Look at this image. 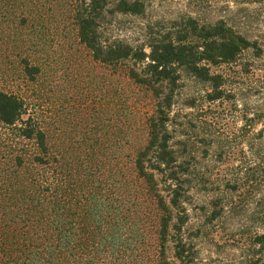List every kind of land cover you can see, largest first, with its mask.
<instances>
[{
    "label": "trees",
    "instance_id": "1",
    "mask_svg": "<svg viewBox=\"0 0 264 264\" xmlns=\"http://www.w3.org/2000/svg\"><path fill=\"white\" fill-rule=\"evenodd\" d=\"M149 1L20 0L26 50L19 60L20 76L13 77L6 59L0 60V264H198L184 229L189 223L186 202L201 176L197 155L185 144H174L175 92L184 71L209 84L208 101L221 102L230 95L228 82L211 66L236 63L251 48L261 55L262 49L224 19L202 22L191 15L148 25L146 40L138 44L111 34L115 18L142 15ZM46 3L65 6L77 42L93 60L120 67L154 99L144 137L115 168L107 165L99 142L90 144L89 154H72L70 142L58 148L50 123L38 113L39 88L34 86L44 70L31 55L41 43L38 11ZM256 116L264 120V111ZM263 134L264 128L258 132ZM228 145L222 137L215 140L216 160H222ZM241 179L234 172L224 187L237 191L245 184ZM215 193L211 218H219L225 207L224 196ZM149 218L151 256L143 247ZM252 245L262 257L264 233Z\"/></svg>",
    "mask_w": 264,
    "mask_h": 264
},
{
    "label": "rangeland",
    "instance_id": "2",
    "mask_svg": "<svg viewBox=\"0 0 264 264\" xmlns=\"http://www.w3.org/2000/svg\"><path fill=\"white\" fill-rule=\"evenodd\" d=\"M19 4L20 0H0V60L6 59L13 77L20 76L19 60L26 55ZM46 7L53 11L47 12ZM60 7L46 3L38 11L41 43L31 55L44 70L34 86L39 88L38 113L46 116L58 148L63 150V143L70 142L72 154H89L90 144L99 142L107 165L115 168L123 154L126 158L133 154L144 137L145 119L154 110V99L126 78L120 67L93 60L77 42L74 25L66 19L67 9L64 12L65 6ZM185 15L202 22L226 20L256 41L262 54L251 48L236 63L211 66L212 72L222 73L228 82L230 95L221 102L208 101L209 84L181 72L171 113L174 144L179 148L185 144L197 155L201 176L186 202L189 223L184 236L194 248L198 264H253L258 258V264H264V255H255L252 245L254 237L264 233V134L258 135L264 120L256 118L264 111V0H151L142 15H119L109 31L138 44L146 40L148 25H167ZM246 123H252L253 130L244 129ZM219 137L229 143L220 161L214 158L212 147ZM124 141L128 144L123 148ZM234 172L245 184L231 192L224 186ZM215 192L224 196L219 218H211ZM152 221L149 218L144 225L143 247L150 256Z\"/></svg>",
    "mask_w": 264,
    "mask_h": 264
}]
</instances>
